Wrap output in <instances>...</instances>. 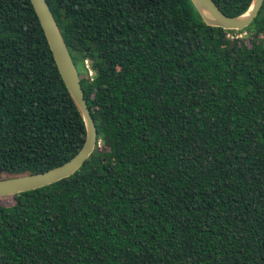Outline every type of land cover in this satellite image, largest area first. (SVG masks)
<instances>
[{
  "label": "trees",
  "instance_id": "1",
  "mask_svg": "<svg viewBox=\"0 0 264 264\" xmlns=\"http://www.w3.org/2000/svg\"><path fill=\"white\" fill-rule=\"evenodd\" d=\"M47 1L98 144L0 199V264H264V4L236 31L191 0ZM214 1L235 17L253 0ZM86 135L31 0H0V180L63 165Z\"/></svg>",
  "mask_w": 264,
  "mask_h": 264
},
{
  "label": "water",
  "instance_id": "2",
  "mask_svg": "<svg viewBox=\"0 0 264 264\" xmlns=\"http://www.w3.org/2000/svg\"><path fill=\"white\" fill-rule=\"evenodd\" d=\"M204 23L225 30L242 31L259 15L264 0H253L250 8L239 16L226 15L214 0H191ZM40 19L61 76L86 124V141L79 153L61 166L49 171L0 180V199L37 190L73 176L94 153L98 129L88 106L81 77L47 0H31Z\"/></svg>",
  "mask_w": 264,
  "mask_h": 264
},
{
  "label": "rangeland",
  "instance_id": "3",
  "mask_svg": "<svg viewBox=\"0 0 264 264\" xmlns=\"http://www.w3.org/2000/svg\"><path fill=\"white\" fill-rule=\"evenodd\" d=\"M230 37L232 39H242V40H244L246 42H249V40L251 39L250 34H247V33L231 35ZM2 199H3L4 203H11L12 202V198L11 197H6V198H2Z\"/></svg>",
  "mask_w": 264,
  "mask_h": 264
}]
</instances>
